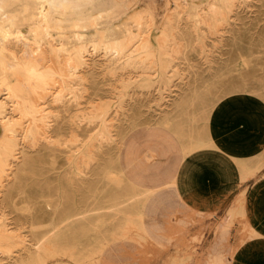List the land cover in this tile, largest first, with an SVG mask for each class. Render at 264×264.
<instances>
[{
    "label": "bare ground",
    "instance_id": "bare-ground-1",
    "mask_svg": "<svg viewBox=\"0 0 264 264\" xmlns=\"http://www.w3.org/2000/svg\"><path fill=\"white\" fill-rule=\"evenodd\" d=\"M172 1L170 11L155 23L153 12L139 9L140 0H0V264L112 262L103 252L120 241H102L95 250L76 255L79 240L91 236L96 212L90 193L95 156L92 121L104 119L107 108L97 107L96 112L77 108L67 126L57 128L50 127L49 120L57 117V113L48 109L51 106L56 109L59 103L61 107L70 103L65 101L67 94L63 87L73 86L75 77H86L97 64L94 57L100 49L105 56L100 62L104 60L109 70L140 67V76H146L140 81L142 85L155 82V75L158 84H165L169 62L176 52L183 50L187 37L192 33L193 38L199 39L202 34L205 37L218 32L221 26L228 24L230 12L241 0ZM123 16L135 22L136 31L128 26L121 28ZM188 21L190 28H187ZM22 28L28 33H21ZM64 77L71 78L65 82ZM74 91L70 90L68 101L74 102ZM235 97L229 96L207 107L199 132L193 127L185 131L180 124L168 127L165 121V127L150 124L137 127L134 123L129 133L116 134L119 137L118 166L103 174L127 192L120 202L122 205L108 209L121 213L125 204H132V215L126 219L130 218L127 222L136 226L139 238L152 230V225L143 223L144 212L153 211L155 200L166 198L169 193L166 190L177 185L173 159L178 151L175 150L169 163L158 165L159 170L158 166L155 169V151L163 153L172 147L168 133L180 142L183 156L200 147L215 146L210 129L212 115L230 111L236 103ZM228 99H231L230 104L225 103ZM103 125L97 135L112 137L108 124ZM51 130L57 135L67 131L71 145L66 152V163L72 173L68 179L73 183L75 177L81 176L84 182L81 200L74 193L75 184H71L73 195L65 206L60 197L53 201L43 190L31 194L24 174L25 166L40 149L37 148L39 141L45 146H58L59 140ZM229 156L241 178L264 165V148L246 158ZM193 211L202 212L199 208ZM241 211L244 213L243 208ZM10 213L14 215L10 217ZM149 235L155 240L151 233ZM120 237H125L122 241H140L129 240L125 234ZM132 260L131 254L126 252L118 264L132 263ZM204 264L228 262L214 249Z\"/></svg>",
    "mask_w": 264,
    "mask_h": 264
},
{
    "label": "rangeland",
    "instance_id": "rangeland-1",
    "mask_svg": "<svg viewBox=\"0 0 264 264\" xmlns=\"http://www.w3.org/2000/svg\"><path fill=\"white\" fill-rule=\"evenodd\" d=\"M172 2L140 0L139 9L153 12L151 14L155 23H159L170 11ZM230 15L228 24L221 26L215 34L205 37L202 34L201 38L196 39L191 33L187 37L183 50L176 52L169 62L165 84H158L155 75V82L149 86L142 85L140 81L146 76H140V67L109 70L104 60L100 62L105 57L100 49L94 57L98 60L95 61L97 64L90 68L86 77H75L73 86L63 87L67 94L65 101L70 103L62 107L59 103L56 109L52 106L48 109L53 114L57 113V117L49 119L50 127L57 128L60 125L67 126L71 114L77 108L94 112L98 111L97 107L107 108L104 119L95 118L92 121L95 156L91 166L90 193L96 212L92 219L91 236L79 240L76 255L95 250L102 241H120L110 249L105 248L103 252L113 262L121 261L122 255L129 252L133 256L132 261L137 264H202L210 254V246L221 225L230 224L228 245L235 244L239 237L247 234V214L243 215L241 211L245 202L256 196L261 200L256 204L257 208L264 210V182L252 188L261 171L246 181L226 186L228 189L225 195L220 196L221 203L217 209L211 208L209 212L212 213L203 215L187 213L183 225L173 222L174 217L166 211L170 208L165 203H160L157 208L155 206L153 211H145L143 223H162L169 238L154 240L150 233L139 238L140 232H136V226L127 222L130 218L126 219V216L132 215V204H125L121 213L108 209L122 205L120 202L127 189L107 180L103 173L108 169L115 170L118 166L119 137L116 134L129 133L134 123L138 124L137 127L144 124L164 126L166 121L168 127L180 124L184 129L193 127L199 132L204 125L207 107L229 96H240L234 107L242 120L213 115L212 123L215 131H218L215 146L189 159L191 166L188 180L194 191L204 197V201L218 197V192L223 189L219 174L222 165L229 159L227 153H241V150L256 142L264 144V140L258 141V137L264 135V0H241L236 3ZM187 23V28H190L191 22ZM120 26H128L133 31L137 28L135 22L127 16L122 17ZM21 33L28 32L22 28ZM66 78H63L65 82L71 77ZM59 80L62 84V79ZM70 90L76 91L74 102L67 100L71 96ZM190 98V103H186ZM102 123L108 124L112 137L107 139L97 135L104 128ZM50 132L59 140V144L49 147L39 141V151L34 153L32 160L25 166L27 190L31 194L43 190L53 201L60 197L65 206L73 195L71 184H75L74 193L81 200L84 182L81 176L75 177L73 183L68 179L72 173L66 163V152L71 145L67 131L59 135L55 130ZM243 138L246 139L245 148L238 145ZM243 187H246L245 194L238 196ZM13 215L9 214L10 217ZM121 234H125L129 240L140 241H122L125 237H120ZM231 255L225 251L221 256L225 259ZM96 256L95 253V259Z\"/></svg>",
    "mask_w": 264,
    "mask_h": 264
},
{
    "label": "crops",
    "instance_id": "crops-1",
    "mask_svg": "<svg viewBox=\"0 0 264 264\" xmlns=\"http://www.w3.org/2000/svg\"><path fill=\"white\" fill-rule=\"evenodd\" d=\"M239 95H236L234 100L235 102H238ZM231 99L225 100V103L230 104ZM236 106V103L235 105ZM232 107V109L228 112H225L224 114L219 113H213V115L218 117H223L227 119L232 120H238V118H241L238 115L237 108ZM212 115V117H213ZM212 119V118H211ZM213 120V119H212ZM239 121V120H238ZM156 129H158V126H155ZM182 128V127H181ZM184 129V128H182ZM211 133L215 139L217 135V130L215 131L213 123H211ZM186 130V129H184ZM169 138L172 140V147L163 152L158 153L155 151V169L158 165L169 163L170 160H172L173 154L175 150L178 151V155L173 159L175 160L176 165V171H173V176L177 177V185L172 188L170 187L169 190H166L169 192L166 198H158L155 200V206L156 208L159 206L160 203H165L167 207H169V210H166L168 214L172 215L171 217H174L172 220L176 225H183L185 222L184 216L187 213H195L193 210L196 211L197 208H199L200 211H202L198 215L208 214V211L211 208H218L221 203L220 196H223L226 194V190L232 183L235 182H241L246 181L248 178L255 176L258 172L260 174L257 175L255 178L256 181L252 184V188H254L259 182H264V165L258 169L257 171L253 173H249L244 178L240 177V173L238 170L237 165L231 161L229 155H235L241 158H246L249 156H252L256 152H258L261 148H264V144H261L259 142H256L253 145H250L245 150H241V153L237 154H230L227 153L228 158L227 161L222 165V168L220 170L219 179L221 182H223V189H221L218 193L219 196L214 198H209L207 201L203 200V196L200 194H197L194 191V188L192 187L189 179L190 174V166L189 159L194 157L198 152H202L203 150H206L208 147H200L197 150L190 152L188 154H185V156L182 155V149L180 146V142L175 140L174 136H171V134L168 133ZM246 139H240L238 143L239 147L245 148L244 141ZM264 140V135L261 134L260 137H258V141ZM137 160H139V156L135 157ZM161 166H158L157 169L159 170ZM241 191L243 192L241 194ZM246 187H243L238 196H243L245 194ZM173 193V194H172ZM261 200L258 199L256 196L252 197L248 202H245L242 208L244 209L243 215L247 214V228L248 232L244 237H239L235 244L228 245V237L230 232V224L226 223L221 225V227L218 228L216 231V235L214 237L213 243L210 246L209 253L211 254L214 249L217 252H220L221 255L224 254L226 251L227 253H231V257H225L228 264H264V210L257 208L256 204L260 202ZM177 209L176 213L174 210ZM156 211V210H155ZM174 212V213H171ZM152 230H150V233L153 235L155 239H163V238H169L168 235L165 232L164 225L162 223H156L152 222ZM150 225V226H151ZM123 256V255H122ZM132 256V254H131ZM133 259V256H132ZM207 259V258H206ZM119 262H106V264H118ZM123 264H137L135 262L132 263H123ZM204 264V262L202 263Z\"/></svg>",
    "mask_w": 264,
    "mask_h": 264
}]
</instances>
